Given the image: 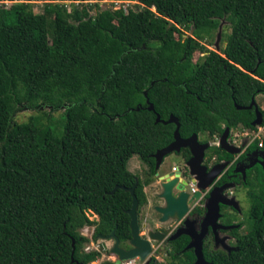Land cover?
<instances>
[{
  "label": "trees",
  "instance_id": "obj_1",
  "mask_svg": "<svg viewBox=\"0 0 264 264\" xmlns=\"http://www.w3.org/2000/svg\"><path fill=\"white\" fill-rule=\"evenodd\" d=\"M136 1L125 12L89 1L50 0L40 12L27 1L0 3V264H88L98 253L83 251L84 224L93 237L113 230L125 244L131 196L119 186L136 177L138 213L154 180L153 154L172 141L175 125L155 115L174 116L181 138L203 141L224 127L252 128V109L234 103L264 92V0ZM221 18L228 32L215 53L199 40ZM40 105L64 107L60 121L11 120L21 106ZM131 156L144 165L143 179L128 170ZM257 209L252 202L250 212Z\"/></svg>",
  "mask_w": 264,
  "mask_h": 264
},
{
  "label": "flooded vegetation",
  "instance_id": "obj_2",
  "mask_svg": "<svg viewBox=\"0 0 264 264\" xmlns=\"http://www.w3.org/2000/svg\"><path fill=\"white\" fill-rule=\"evenodd\" d=\"M219 41L224 42L221 48L224 47L225 41L219 37H217L214 47H218ZM260 94H264V92H257L251 96L257 110L261 114L260 124L250 125L251 129H242V132L238 131L234 134L235 138H232V129L228 130L226 141L230 145V149L234 151L233 153H229L219 147V136L207 141H203L200 136H197V141L200 144L207 143L201 161L206 170L217 164H221L222 166L219 167L217 165L212 168L211 171L215 177L211 181L209 188L202 190L199 197L189 204L188 210L178 222L174 224L172 220L163 224L155 222V224H152V227L145 229V231L151 228L154 229L155 225H158L165 229L166 233L162 236L159 243L150 242L151 250L149 255L145 261H141V264H170L168 251H170L169 245L172 242H177L178 245L176 247H179L175 251L177 259L173 261L174 264H194L196 260L194 248L197 245L203 261L202 264H264V106L262 107L260 101L256 100ZM247 105L242 107H246ZM241 109H252L254 116L250 121L251 123L255 118L253 105L250 108ZM241 135L244 137L239 139L241 140V143H239L238 138ZM255 141L257 144L253 146ZM211 146L219 148L222 154L218 155L210 152L209 148ZM185 148L188 151L187 157H184L180 152L181 149ZM171 153L181 158L182 165L175 166L185 176V162L190 157L188 147H180L178 151ZM169 170H171V165L167 171ZM167 171H163L162 173ZM184 179L187 182L185 186V190H187L191 177ZM154 180L159 183L156 177ZM148 183L150 184V182ZM192 184L194 185V183ZM157 187L158 191H153L152 196L156 197L160 192L159 184ZM217 189H219V198L232 201L234 204L219 203L216 213H206L208 212L206 204L210 198L217 197V192L214 193ZM174 191L172 188V192ZM187 191H190V187ZM211 193L212 195L209 197ZM156 199L159 202L151 205L152 210L154 205L161 202L157 197ZM243 201L247 203L246 210L243 209ZM252 202L256 203V207L258 206L255 212H250L249 210ZM158 217L159 215L157 214L153 218L154 221ZM205 217V224L203 225ZM148 221H152V218H149ZM138 223L139 233L144 236L145 231L140 232L139 220ZM105 240H110L109 247L107 248L108 256L115 259V256L109 251L112 239ZM189 242H193L195 247L194 245L188 247ZM119 246L123 249L129 247L127 243L121 244L120 242ZM185 252H190L191 259L188 258L189 256ZM103 259L105 260L106 257L103 256Z\"/></svg>",
  "mask_w": 264,
  "mask_h": 264
},
{
  "label": "water",
  "instance_id": "obj_3",
  "mask_svg": "<svg viewBox=\"0 0 264 264\" xmlns=\"http://www.w3.org/2000/svg\"><path fill=\"white\" fill-rule=\"evenodd\" d=\"M152 84V81L149 85ZM145 95V91L143 92ZM147 102V100H146ZM253 105L255 118L250 123V125H258L261 122V114L257 110L256 105L251 98L250 103L246 107L239 106L234 103V106L238 109L241 108H250ZM137 109V107L135 108ZM148 110H152V105L148 103L147 105ZM154 122H161V123H173L175 125L173 132H172V141L169 142L166 146L156 150L153 154L154 158V177H156L157 181L159 182L160 192L156 195L158 199L161 200L160 203L153 206V210L159 215L156 221L152 220V224H163L169 220L173 221V224L178 222L182 215L188 210L189 204L195 201L199 195L201 194L202 190H206L209 188L211 181L215 177L212 173V168L215 166L221 167V164H217L211 167L209 170H206V167L201 163L204 148L207 147V143H199L197 141V135L191 134L186 138H181L178 134V121L177 119L169 115L166 120L159 119L158 115H155ZM228 127H224L222 133L220 134L219 140V147L229 153H233L234 151L230 149V145L226 141V136L228 134ZM188 147L190 152V157L185 162L186 167V175L191 177V182L188 185L194 183L195 187L197 188L193 192H189L185 190V186L187 182L185 181V176L182 175L179 169L169 170L165 173L159 174L158 168L163 159V157L173 151H178L180 147ZM137 179L134 177V183L131 187H123L119 186L120 188L127 190L131 196V205L126 210V213L129 216V238L127 239L126 243L129 246L127 249H123L119 246V241L117 237L114 235L113 230L105 236L98 235L97 237L103 239H112V244L109 251L115 255V259L113 262L109 264H119V262L123 259H128L132 257H138L139 261H145L149 252L151 250L150 242L153 241L155 244L159 243L162 239V236L166 233V230L155 225L154 229H147L145 231V235L142 236L139 233V223L137 217V207L138 202L136 196L133 192L134 187L136 186ZM118 185H115L113 189L110 191L112 192ZM172 188L175 190L172 192ZM213 189V188H212ZM211 189V190H212ZM217 189L214 193L217 192L216 198H210L206 204L207 211L206 213L217 212L218 204H234L232 201L222 200L218 197ZM212 193L209 195V197ZM205 219H203V225L205 224ZM194 245L193 242H189L188 247ZM195 247V245H194ZM196 254V260L194 264H202V258L200 255V251L198 245L194 248ZM72 252H73V239L71 238V252H70V261H74L72 259ZM76 264H82L80 262H76Z\"/></svg>",
  "mask_w": 264,
  "mask_h": 264
},
{
  "label": "rangeland",
  "instance_id": "obj_4",
  "mask_svg": "<svg viewBox=\"0 0 264 264\" xmlns=\"http://www.w3.org/2000/svg\"><path fill=\"white\" fill-rule=\"evenodd\" d=\"M90 1V0H89ZM95 0H91L90 2H94ZM112 0H100L98 3V9L101 8H105V7H111L114 6L115 4L111 2ZM117 2V6H124L127 8H132V9H136L138 8V6L136 4H138V2L136 0H115ZM30 3V7L33 11L36 12H40L41 11V6L43 1L42 0H29L28 1ZM10 4V1L4 3L5 6H8ZM67 4V3H66ZM93 9V8H92ZM93 12V11H92ZM184 34L182 35V37H184L185 35H191L192 29H187V30H183ZM228 32V27H227V22L224 19H220L218 26L216 27V29H214L209 36H204L202 39L199 40V42L202 44L203 48L205 49H211L216 53H220V49L221 46H223L224 42L219 41L218 42V47H214V43H216L217 37L221 38L224 40V36L225 34ZM174 35L176 36V34L174 33ZM204 54V49L201 50H196L193 52L192 54V60L195 61L197 60L201 55ZM256 98V97H255ZM258 99V101H260L261 106H264V94H260L258 96V98H256V100ZM64 107H59V108H52L49 107L47 105H40L37 108L31 109L28 107H23L21 106L19 109H17L11 117L12 121L15 122H22L25 121L28 116L30 115H39L41 116V119L43 122H47L46 120V116L45 114L49 115L50 120H48L50 122V125H54L57 124L60 121V116L63 112ZM62 119V118H61ZM54 123V124H53ZM238 131L242 132V130H240L239 128L236 129H232V138H235L234 134L237 133ZM244 136H240L238 138V142L241 143V138H243ZM237 139V137H236ZM171 164H176L178 166L182 165L181 162V158L173 153H169L167 155H165L159 165L158 168V172L162 173L163 171H167L170 167ZM127 168L131 170V172L138 174L142 179L144 177L142 170L144 168V165L140 162V160L136 157V156H131L127 162ZM188 176L185 175V178H187ZM155 178V177H154ZM156 180H152V182L150 183H157L155 182ZM158 185L154 184V186L148 188L146 190V192H144L145 197H146V203L144 205H142L139 208V213H138V220L140 221V232L145 231V229L147 227H152V222L148 221L149 218H154L155 216H157V213L152 210L151 205L147 206V198L150 200V204H154L155 202H159V200L156 199L155 196H152V192L157 191L158 190ZM144 188V187H143ZM187 190H189V187L187 186ZM144 191V190H143ZM243 209L246 210L247 208V203L245 201H243ZM148 222V223H146ZM106 244L109 245L110 240L105 241ZM98 259L101 258V256H105L106 258H111V256L109 257V253L107 248H100L98 250ZM100 264H103L105 262V260H99ZM97 261H93L91 264H96ZM89 264V263H88Z\"/></svg>",
  "mask_w": 264,
  "mask_h": 264
},
{
  "label": "built area",
  "instance_id": "obj_5",
  "mask_svg": "<svg viewBox=\"0 0 264 264\" xmlns=\"http://www.w3.org/2000/svg\"><path fill=\"white\" fill-rule=\"evenodd\" d=\"M8 1H10V4H11V3L17 2V1H27L28 2L29 0H0V3L4 5V3L8 2ZM42 1L44 3V2H48L50 0H42ZM54 1L63 2L65 4L66 3L68 4L69 2H73L75 4H78L80 2L89 1V0H54ZM99 1L100 0H95L94 2L100 3ZM111 2L115 4L114 6H111L112 9L121 8L124 12L127 10L126 7H124V6H121V7L117 6L116 5L117 2L115 0H112ZM43 3H42V5H43ZM41 8H42V6H41ZM258 145H260V144H258ZM175 169H176V166L172 165L171 166V170L173 171ZM189 187H190V191L189 192H193L195 190V187H194L193 184H190ZM86 216H87L88 220H96V218H97L96 214L93 213L90 210H88L86 212ZM93 231H94V226L91 225V224H84L79 229V234L87 239V241L84 243V246H83V251L84 252H89V251L98 252V250L100 248L104 249V248H108L109 247L108 244L105 243V241H107V240H105L103 238H99L97 236L93 237ZM113 258L114 257H112L111 259L106 258L104 263L105 264H109V263L113 262L114 261ZM99 260H103V255L101 256L100 259L97 258V259H94V260L90 261L89 264H91L93 261H97L96 264H100ZM138 260L139 259L136 256V257H132V258H128V259H123V260H121L119 262V264H141L142 262L141 261L139 262Z\"/></svg>",
  "mask_w": 264,
  "mask_h": 264
},
{
  "label": "crops",
  "instance_id": "obj_6",
  "mask_svg": "<svg viewBox=\"0 0 264 264\" xmlns=\"http://www.w3.org/2000/svg\"><path fill=\"white\" fill-rule=\"evenodd\" d=\"M172 165H176V164H171V166ZM129 171H131L130 169H128ZM154 184H157L158 185V183H150V184H147V185H144V188H143V192H146V190L149 188V187H151V186H154ZM158 191V190H157ZM156 191V192H157ZM147 197V196H146ZM151 202H150V200L147 198V206H150V205H152V204H150ZM152 220H154V219H152Z\"/></svg>",
  "mask_w": 264,
  "mask_h": 264
}]
</instances>
